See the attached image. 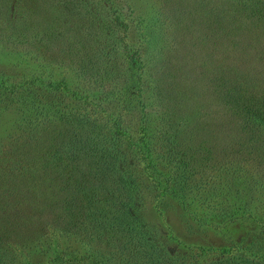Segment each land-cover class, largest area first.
<instances>
[{"label":"rangeland","instance_id":"rangeland-1","mask_svg":"<svg viewBox=\"0 0 264 264\" xmlns=\"http://www.w3.org/2000/svg\"><path fill=\"white\" fill-rule=\"evenodd\" d=\"M209 1L0 0V6L4 5L0 9V77L8 79L9 83H17L28 81L34 75V89L31 91H34L32 96L38 101L39 111H48L53 115H70L75 124L66 127L69 137L75 133L77 127L86 130L87 137L84 139L79 137L76 141L67 138L65 141L66 145L75 150L86 147V156H82L78 167L80 172L74 171L75 165L71 158L61 164L52 161L51 175L55 178L52 180H57L52 183L54 187L58 181L63 184L75 178H83L84 182L90 177L99 178L101 170H107V163L114 150L110 145L115 144L118 135L126 139L125 146L128 147L124 148H130L125 149L126 151L134 155L136 152L140 158L144 154L141 172L148 171V163L149 167L154 165L160 169L159 151L167 152L170 144L174 146L171 160L176 166L175 171L178 170L174 180V183L177 182L175 191L178 195L173 196L163 191L154 182V178L162 177L160 170L153 177H148L147 172L144 173V189L136 213L145 228L137 226L136 222L130 226H136L135 231L139 233L140 237L135 245L141 252L128 259L127 264H138L137 259L149 247L154 251L155 260H160L162 257L157 249L162 247H165L169 256L190 258L200 249L224 250L251 243H261L264 246L263 221L249 219L241 212L240 216L236 215L229 221L223 217L227 202L231 204L232 210H235L233 204L237 201L241 205L239 210L246 204H251L253 208L258 207L260 212L264 211V187L259 186L260 181L264 183L261 176L250 177L243 173L236 175L233 179L242 182L240 190L244 192L238 197L235 190L230 191L226 186L227 177L232 174L223 171L218 183L210 192L204 194L207 198L204 204L202 201L197 204L196 201L191 206H185L181 202L180 197L192 193L195 185V189H198L210 180L214 164L229 159V140L225 133L226 126H223L228 118L221 116L222 121L203 129L180 127V118L167 131L162 132L156 131L152 120L153 116L164 111L162 107L169 100L172 106L176 105L174 111L178 117L181 116L180 109L184 107L186 111L193 110L194 103L202 101L203 105L216 106L210 97V89L205 84L207 78L201 79L199 76L204 72L209 74L215 69L226 68L228 64L236 68L240 66L234 46L236 41L239 45L244 41L246 24L240 16L242 13L236 14L231 8L232 2L234 4L238 0H214L213 5H208ZM211 7L215 9L214 13L207 14ZM212 20L216 22L214 25L211 24ZM26 24L27 30L22 32L21 29ZM219 29L223 31L221 38L216 33ZM257 31L259 41L251 42L252 38L246 40L248 44L262 51L264 28ZM145 34L153 35L156 42L152 49L165 56L155 66V71L160 69V72H153L159 77L157 76V82L151 86L149 77L142 76L136 88L126 87L124 91L130 95L131 91L139 88L143 99H147L143 101L146 106L142 107L141 101L132 105L135 107L129 104H113L106 109L98 108L96 103L112 102L116 99L118 87L132 82L133 64L124 61L126 52L144 53L145 48H149ZM250 51L249 48V54ZM157 52L151 50L145 54L151 59L157 57ZM146 62L147 60L144 61ZM108 63L113 73L105 75V79L96 78V70L99 73L105 66L107 68ZM221 63L225 65L221 66ZM205 67L206 70L202 71ZM60 79L76 85L79 95L70 96L62 87H48L50 83ZM191 84L192 92L186 99L183 100L181 96L179 102L175 100L176 93L188 90ZM155 85L160 88L169 87L173 91H167V95L163 92V95L153 97L152 100V97L148 98V93L150 87ZM156 89L157 87L154 88L155 91ZM6 90L9 91L4 85H0V152L10 141L14 129L16 131L17 124L14 122L18 118L17 105ZM164 97L166 102L162 101ZM213 102L214 104H210ZM216 112L217 110H212L213 115ZM118 124L122 126V131H127L126 135L118 132ZM64 129L56 121L53 127L51 125L41 130L39 137H44L46 141L45 136L54 137ZM200 130L202 134L199 133ZM170 136L174 137L172 142ZM86 138L84 146L82 141ZM104 140L109 141L110 145L104 144ZM59 144L60 139L53 143L52 148L56 150ZM120 150L123 151L121 148ZM123 156L128 157L126 153ZM131 170L136 177L140 175L133 168ZM90 171L92 174H89ZM87 189L83 184L82 191L77 193L81 196L87 191V195L89 185ZM71 194L72 192L69 195L65 193V197H70ZM229 196L234 201H229ZM7 202L0 210V229H7L5 234L10 237L2 242V247L6 250L5 256L0 253L3 264H26L46 260L52 255L51 241L60 235L59 225L49 218V210L41 212L37 208L22 209L10 198H6L4 204ZM92 205L94 204L90 206ZM53 207L54 205L51 209ZM116 210H112L113 217ZM37 213L39 220L34 219ZM117 214L121 219L126 218L127 224L132 221L130 214ZM90 221L84 218L79 224V232H68L61 238V246L66 248L67 254L78 249L81 250V255L98 253L100 256L116 258L118 255L114 249L115 237L95 228ZM143 262L145 263V259Z\"/></svg>","mask_w":264,"mask_h":264},{"label":"trees","instance_id":"trees-1","mask_svg":"<svg viewBox=\"0 0 264 264\" xmlns=\"http://www.w3.org/2000/svg\"><path fill=\"white\" fill-rule=\"evenodd\" d=\"M210 2L211 4H209ZM213 4L214 0L208 2V5ZM2 7L4 5L0 6V9ZM231 8L236 14L242 13L240 16L243 18V23L246 24L243 35L244 41L240 43L241 45L236 41L234 46L238 52L236 58L240 61V66L236 68L228 64L226 68L215 69L209 74L204 72L202 76H199L201 79L207 78L205 84L209 87L210 97H212V101L216 103V106L203 105L202 101L201 103H194L193 110L186 111L184 107L182 110L180 109L181 116L178 117L176 111H174L176 105L172 106L169 100L162 107L164 111L160 115L153 116L152 119L156 126V131L162 132L167 131V128H170L180 118H182L180 127L188 128L189 126L200 129L216 124L217 121H222L220 120L221 116L228 118L226 122H223V126H226L225 133L229 140V159L213 165L211 178L202 187L195 189L197 188L195 185L192 193L180 197L182 204L185 206H191L196 201L197 204L200 201L204 204L207 199L204 194L210 192L213 189L212 187L218 183L223 171L232 174L229 178L227 177L226 186L230 191L235 190L238 197L244 192L240 190L242 182L236 178L233 179L236 175L243 173L250 177L261 176V179L264 178V45L261 51L255 46L248 44L246 40L247 38H252L251 42H255L259 35L257 30L264 28V0H238L237 3L233 4L232 2ZM214 11L215 9L211 7L207 14L214 13ZM243 13L245 16H243ZM212 21L211 24L214 25L216 22ZM26 26L27 24L23 25L22 29L20 28L22 32H26ZM216 33L221 38L223 31L219 29ZM144 36L147 43H149V48H145L144 53L126 52L124 61L133 64L131 67L133 68L132 82L118 87L116 99L112 102L96 103L98 108L106 109L113 104H122V106L129 104L131 107H135L132 105L141 101L143 103L141 106H146L143 101L147 99H143L144 97L139 88L131 91L130 95L124 91L126 87L129 89L132 87L136 88V84L142 76L149 77V85L151 86L157 82L159 77L158 74V77L155 76L153 72L156 70L155 66L165 56L159 54L156 49H152L156 42L153 35L149 34L147 36L145 34ZM249 48L252 51V53L250 51V54L248 52ZM151 50L158 53L157 57L154 56L150 59L145 54ZM222 59L226 63V60ZM145 60H147L146 63H144ZM220 65L224 66L225 64L221 63ZM110 66V63H108L107 68L105 66L99 73L96 70L95 77L105 79V75L108 73L112 74ZM187 68L189 69L190 67L188 66ZM205 70L206 67L202 69V71ZM155 72L159 73L160 69ZM32 77L34 75H31V79L28 81L17 83H9L8 79L5 80L0 77V85H4L11 91L9 94V91L6 90L9 96H13L12 100H14L18 108V118L14 122V124H17L16 131L13 128L14 132L10 141L6 144L3 151L0 152V210L4 208V205L8 204V202L4 204L6 198L16 201L22 209L36 210L37 208L41 212L49 210V218L59 225L60 235H58L56 240L51 241L50 247L53 250L50 257L46 260L28 262L26 264H127L128 259L138 256L139 252H141V250H137V245H135L137 238L140 237L139 233L135 231L136 226L134 228H130V226L136 222L137 226L144 227L138 219L139 214L136 213L139 201H141L140 196L144 189V173L147 172L148 177H153L152 175L160 170L162 177L160 179L154 178V182L163 191L173 196L178 195L175 191L177 182L174 183L178 170L175 171L176 166L173 165L174 163L171 160L174 156L172 151L174 149L173 144L169 145L167 152L159 151L161 156L159 160L160 169L159 166L154 165L149 167L148 163V171L141 172L144 154H142L143 158H140L136 152H134V155L130 151H126L125 149L130 150V148H124L128 147V145L125 146L126 139H124V136L118 135L120 138L116 137L115 144L112 145H110L109 141L104 140V144H109L110 148L113 147L114 150L107 163V170L102 169L99 178L90 177L87 182H84L83 178H75L68 180V183L65 181L63 184L58 181L54 187L52 183L57 180H52L55 178L51 175V162L54 161L55 164H61L64 160L71 158L75 165L74 171L80 172L78 167L82 156H86V147L83 150L82 148L75 150L70 148V145H66L65 141L67 138L78 141L79 137L84 139L87 135L85 129L77 127L75 133L69 137L68 133H66V127L75 124L71 120L73 118L70 115H53L49 114L48 111H39V107H37L38 101L35 96H32L34 91L31 90L34 89L35 83V81H32ZM92 84L96 85L95 83ZM112 84H109V86ZM48 87H54L55 89L62 87L65 88V91L70 96L79 95V89L76 85L65 83L62 79L55 83H50ZM156 87L155 91L154 88ZM192 87L193 85L191 84L188 90L179 94L176 93L175 100L179 102L181 96L185 100L187 95L192 92ZM169 90L173 91L169 87L160 88L159 85H155L150 87L148 98L152 97L153 100V97H160L163 92L167 95ZM198 94L199 96L201 95L200 92ZM162 101L166 102V97ZM214 102L210 104H214ZM212 110H217L216 115H213ZM56 121H59L65 127L63 131L54 137L45 136L47 137L46 141L44 137H39L41 130L51 125L53 127V123ZM36 122H40V124H36ZM121 128L122 126L118 124V132L126 135L127 131L125 129L122 131ZM199 133L202 134L201 130ZM58 139H60V144L55 150L52 146ZM173 139L174 137L170 136L171 142ZM86 140L87 138L84 142L82 141L84 146ZM120 148L123 151L125 150L124 152L128 157L123 156L125 153L123 154ZM131 168L134 169V172H139L140 175L136 177ZM89 174H92V171ZM76 176L78 177V175ZM91 179L92 181H89ZM83 184H85L86 190H88L87 186L89 185L90 190L87 195L86 191L80 196L78 193L82 191ZM259 186L264 187V183L260 181ZM69 192H72L70 197H65V193L69 195ZM228 200L234 201L231 196L228 197ZM92 203L94 205L90 206ZM234 203L235 210H232V206L228 202L223 209V217L228 221L236 215L240 216L239 212H241L242 215L249 217V219L264 222V211L260 212L258 207L253 208L251 204H246L244 208L239 210L241 205L239 206L237 201ZM52 205L54 207L51 209ZM113 208L117 209L115 211L116 214H114L115 220L112 216ZM57 209L60 210L57 211ZM60 211L62 213L59 214ZM119 212L125 216L130 214L132 221L127 224L126 218L121 219L117 216ZM134 214L135 217L133 216ZM62 215L63 219H61ZM38 216L37 213L34 219H38ZM84 218L90 219V222L94 224L93 226L105 231L106 235L115 237L114 249L117 250L116 255H118L116 258L108 255L100 256L98 253H89L87 256L81 255V250L79 251L78 249H74L72 253L67 254L66 248L61 246V238L66 236L68 232H79V224ZM6 230L0 229V253L4 256L6 250L5 247H2V242L10 238L5 234ZM75 241V243L78 242L76 238ZM150 248L148 250L145 249L144 255L137 259L139 263H144L143 260L145 259L146 264H264V246L261 243L233 246L224 250L200 249L190 258L169 256L165 247H162L157 249L162 257L160 260H155L154 251ZM3 263L4 260L0 258V264Z\"/></svg>","mask_w":264,"mask_h":264}]
</instances>
